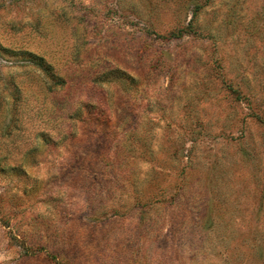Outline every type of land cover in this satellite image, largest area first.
<instances>
[{"label": "rangeland", "instance_id": "obj_1", "mask_svg": "<svg viewBox=\"0 0 264 264\" xmlns=\"http://www.w3.org/2000/svg\"><path fill=\"white\" fill-rule=\"evenodd\" d=\"M0 264H264V0H0Z\"/></svg>", "mask_w": 264, "mask_h": 264}, {"label": "trees", "instance_id": "obj_2", "mask_svg": "<svg viewBox=\"0 0 264 264\" xmlns=\"http://www.w3.org/2000/svg\"><path fill=\"white\" fill-rule=\"evenodd\" d=\"M34 63L40 68L42 69L49 77H52L54 79H56V75L53 71V67L48 64L44 58L41 57H37L36 60L34 61Z\"/></svg>", "mask_w": 264, "mask_h": 264}]
</instances>
